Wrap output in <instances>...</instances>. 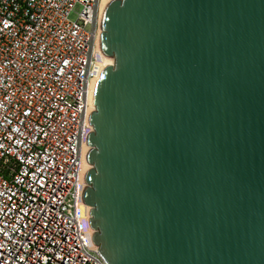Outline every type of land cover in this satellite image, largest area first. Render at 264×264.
I'll list each match as a JSON object with an SVG mask.
<instances>
[{
	"label": "water",
	"instance_id": "water-1",
	"mask_svg": "<svg viewBox=\"0 0 264 264\" xmlns=\"http://www.w3.org/2000/svg\"><path fill=\"white\" fill-rule=\"evenodd\" d=\"M84 202L108 264H264V0H110Z\"/></svg>",
	"mask_w": 264,
	"mask_h": 264
},
{
	"label": "built area",
	"instance_id": "built-area-1",
	"mask_svg": "<svg viewBox=\"0 0 264 264\" xmlns=\"http://www.w3.org/2000/svg\"><path fill=\"white\" fill-rule=\"evenodd\" d=\"M100 18L101 0H0V264H108L83 199Z\"/></svg>",
	"mask_w": 264,
	"mask_h": 264
},
{
	"label": "bare ground",
	"instance_id": "bare-ground-1",
	"mask_svg": "<svg viewBox=\"0 0 264 264\" xmlns=\"http://www.w3.org/2000/svg\"><path fill=\"white\" fill-rule=\"evenodd\" d=\"M110 0H101V15H102V12L106 6V4L109 2ZM101 20V18H100ZM101 26V24H100ZM101 32H102V29L100 31V36H99V39H98V42H99V49H98V55H97V63H96V67H95V77L93 79V84H92V99H93V95H94V92H96L95 90V85L98 81V79H100V76L103 72V70L105 69L106 66L110 65L113 63V58L111 56H106L102 51H101V48H100V42H101ZM95 106L93 105V111H95ZM91 112V113H92ZM92 148L91 145H86L84 146V163H83V171L85 173V177H86V174L87 172L92 168V164L88 161V154H89V151L90 149ZM85 210H91V207L89 205H85L84 206ZM89 217H88V221H89ZM91 233L93 232V229H90Z\"/></svg>",
	"mask_w": 264,
	"mask_h": 264
},
{
	"label": "rangeland",
	"instance_id": "rangeland-1",
	"mask_svg": "<svg viewBox=\"0 0 264 264\" xmlns=\"http://www.w3.org/2000/svg\"><path fill=\"white\" fill-rule=\"evenodd\" d=\"M71 18H75V14H72V15H71ZM112 58H113V57H112Z\"/></svg>",
	"mask_w": 264,
	"mask_h": 264
}]
</instances>
